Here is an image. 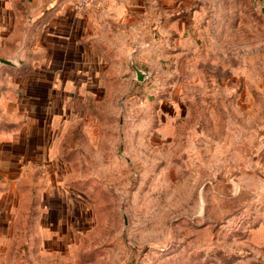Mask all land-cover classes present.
I'll use <instances>...</instances> for the list:
<instances>
[{
    "label": "rangeland",
    "instance_id": "obj_1",
    "mask_svg": "<svg viewBox=\"0 0 264 264\" xmlns=\"http://www.w3.org/2000/svg\"><path fill=\"white\" fill-rule=\"evenodd\" d=\"M116 1L110 86L0 81V264H260L264 0Z\"/></svg>",
    "mask_w": 264,
    "mask_h": 264
},
{
    "label": "crops",
    "instance_id": "obj_2",
    "mask_svg": "<svg viewBox=\"0 0 264 264\" xmlns=\"http://www.w3.org/2000/svg\"><path fill=\"white\" fill-rule=\"evenodd\" d=\"M74 1L0 0V60L13 63L0 61V81L50 77L56 90H104L111 79H119L110 72L121 64L122 43L106 18L109 11L119 10L118 1L102 0L84 13L75 12ZM110 16L119 19L117 14ZM32 121L29 116L27 124ZM0 131L5 137L1 145L13 143L7 134L11 129L0 123ZM262 232L260 264H264V225Z\"/></svg>",
    "mask_w": 264,
    "mask_h": 264
},
{
    "label": "built area",
    "instance_id": "obj_3",
    "mask_svg": "<svg viewBox=\"0 0 264 264\" xmlns=\"http://www.w3.org/2000/svg\"><path fill=\"white\" fill-rule=\"evenodd\" d=\"M102 0H75L73 8L76 13H84L85 11L99 7Z\"/></svg>",
    "mask_w": 264,
    "mask_h": 264
},
{
    "label": "water",
    "instance_id": "obj_4",
    "mask_svg": "<svg viewBox=\"0 0 264 264\" xmlns=\"http://www.w3.org/2000/svg\"><path fill=\"white\" fill-rule=\"evenodd\" d=\"M0 61L6 64L13 65V63L7 60H0ZM133 68L135 70V75L137 80H142L144 77H146V74L143 70L138 69L136 66H133Z\"/></svg>",
    "mask_w": 264,
    "mask_h": 264
}]
</instances>
